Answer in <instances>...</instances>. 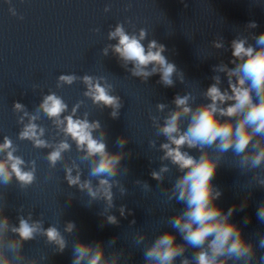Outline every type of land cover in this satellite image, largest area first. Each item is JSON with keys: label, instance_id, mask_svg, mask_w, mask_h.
Listing matches in <instances>:
<instances>
[{"label": "clouds", "instance_id": "9594fccd", "mask_svg": "<svg viewBox=\"0 0 264 264\" xmlns=\"http://www.w3.org/2000/svg\"><path fill=\"white\" fill-rule=\"evenodd\" d=\"M256 27L255 22L247 25L249 29ZM107 38L116 42L104 47L102 55L108 56L111 50L131 77L146 82L150 77L159 75L157 83L167 88L175 87L176 81L184 83L183 71L166 57L164 44L151 39L145 46V29H140L137 35L126 32L124 26L118 23L108 32ZM250 38L255 44L249 43ZM211 46L215 50H227L223 37L214 39ZM230 48L229 64L233 67L223 61L213 66L212 71L216 73L211 77L213 83L202 94L207 102L195 103L191 93L176 94L172 100L174 107L169 108L165 103L156 104L158 112L169 109L162 123L159 117L150 116L157 135L165 139L159 144V151L162 152L160 161H168L179 173L172 186L165 189L170 193L168 199H175L184 208L169 219L174 232L160 234L144 249L145 264H175L178 257H183L180 264H193V260L184 257L189 247L195 249V264H253L257 258L254 242L246 239L243 229L231 220L237 205L233 204L224 211L216 203L222 193L214 186L213 180L221 165V157L230 150L239 157L242 168L252 170L264 166V32L259 36H236L231 40ZM220 73L224 74L227 87H222L224 81ZM77 79L86 87L83 93L86 98L101 109H110L112 119L119 118L123 102L119 95L111 94L112 85L104 77L61 74L57 87L72 85ZM82 103L77 102L69 114L63 115L68 112V105L54 92L43 96L37 114L30 113L24 104L14 102L13 110L22 113L18 123L23 127L18 138L30 141L34 148L51 149L46 157L50 168H55L64 159L63 154L71 150L70 138L77 151L83 153L82 159L91 160L90 175L97 179V184L93 185L89 179L82 180L79 165L71 161L64 166V180L69 187L86 191L93 201L103 200L107 211L115 207L113 188L119 187L122 195L126 192L114 179L121 172L126 153L108 149L105 142L107 131L102 129L99 120L89 121L88 113L84 114V118L77 117ZM40 111L52 121L57 134H63L64 139L50 143L43 138L45 128L36 123ZM26 118L27 123H24ZM186 119L188 123L185 128ZM95 132H99V136H94ZM116 143L123 149L128 138L121 136ZM149 144L152 148L156 147L154 140ZM212 147L216 150L215 156L206 150ZM191 150L198 151L199 157L190 154ZM16 151L9 137L5 136L0 141V184L9 185L15 179L21 188H27L36 180V163L30 161L26 165L20 156L14 155ZM169 170L168 164L162 163L158 171L150 173L151 178L163 183L164 174ZM253 179L260 188H264V179L259 173ZM136 183L141 181L137 180ZM143 183L145 187L148 186L147 182ZM239 207L241 210L247 207V198ZM4 211L5 208L0 206V264H39L37 258H28L23 254L24 245L37 235L45 237L56 252H64L66 240L57 227L49 225L45 228L43 220H34L32 213L27 218L18 216V224L14 225ZM118 211L120 217H126V206L121 205ZM100 215L107 224H119L114 214ZM256 215L264 221V203L259 205ZM249 222L250 217H246L244 223ZM75 228L76 225L69 221L65 223L64 232L71 234ZM177 235L182 242H177ZM146 236V233H138L137 243L143 242ZM111 242L114 244L115 239ZM259 243L264 247V235L260 236ZM120 256L121 253L107 256L105 246L100 242L77 241L73 248L72 264H118ZM259 259L264 262V255Z\"/></svg>", "mask_w": 264, "mask_h": 264}]
</instances>
